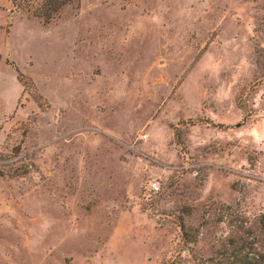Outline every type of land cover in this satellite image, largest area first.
Here are the masks:
<instances>
[{
	"label": "rangeland",
	"instance_id": "obj_1",
	"mask_svg": "<svg viewBox=\"0 0 264 264\" xmlns=\"http://www.w3.org/2000/svg\"><path fill=\"white\" fill-rule=\"evenodd\" d=\"M15 1L0 264H202L220 211L264 212V0Z\"/></svg>",
	"mask_w": 264,
	"mask_h": 264
},
{
	"label": "trees",
	"instance_id": "obj_2",
	"mask_svg": "<svg viewBox=\"0 0 264 264\" xmlns=\"http://www.w3.org/2000/svg\"><path fill=\"white\" fill-rule=\"evenodd\" d=\"M10 2L14 9L19 8V3L15 0ZM67 3L68 0H39L31 13L47 21ZM15 76L22 84L27 81L16 68ZM218 208L228 209L230 206L221 205ZM217 215L213 222L224 224L227 230L213 238L209 246V255L202 259V264H264V212L252 219L223 211ZM179 230L180 232L185 230L183 223H180ZM180 239L184 245H187L195 241V235L182 233Z\"/></svg>",
	"mask_w": 264,
	"mask_h": 264
},
{
	"label": "built area",
	"instance_id": "obj_3",
	"mask_svg": "<svg viewBox=\"0 0 264 264\" xmlns=\"http://www.w3.org/2000/svg\"><path fill=\"white\" fill-rule=\"evenodd\" d=\"M147 186L148 189L151 190L152 192H155L158 189L157 182L155 181H150Z\"/></svg>",
	"mask_w": 264,
	"mask_h": 264
}]
</instances>
